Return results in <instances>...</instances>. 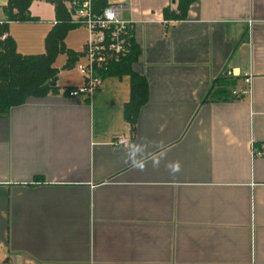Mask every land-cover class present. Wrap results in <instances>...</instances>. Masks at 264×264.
Instances as JSON below:
<instances>
[{
	"label": "crops",
	"instance_id": "obj_1",
	"mask_svg": "<svg viewBox=\"0 0 264 264\" xmlns=\"http://www.w3.org/2000/svg\"><path fill=\"white\" fill-rule=\"evenodd\" d=\"M109 1L134 23L147 102L127 119L128 74L71 97L85 79L60 53L59 91L0 116V264H264V0H198L184 20L164 16L178 0ZM55 7L34 0L38 20L9 23L18 52L46 51ZM88 37L65 43L82 53Z\"/></svg>",
	"mask_w": 264,
	"mask_h": 264
},
{
	"label": "trees",
	"instance_id": "obj_2",
	"mask_svg": "<svg viewBox=\"0 0 264 264\" xmlns=\"http://www.w3.org/2000/svg\"><path fill=\"white\" fill-rule=\"evenodd\" d=\"M33 1L8 0V4L4 7L7 20L10 22L38 20L30 12ZM51 1L56 5L58 21L46 37L44 53L22 54L18 52L16 42L10 35L0 40V116L30 99L45 98L59 91L57 82L60 70L54 66V63L60 53H66L68 56L65 69L73 68L82 56V53L68 48L65 43L68 32L81 25L72 23L70 13L64 3L65 0ZM197 1L178 0L176 9L170 7L164 9V16L166 19L184 20L188 17L191 5ZM110 4L109 0H93V11L102 13ZM8 25L7 23L0 24V36L5 31L8 32ZM130 41L131 49L127 57L118 63H111L104 70H98L97 74L103 77L130 75L131 99L126 105L125 115L129 121L135 123L141 108L147 102L148 91L145 78L134 68L141 50L132 37ZM232 84L229 76H226L219 82V85L223 87L215 89L214 94H224L222 97L228 98V86ZM256 149L257 151L264 150L261 147Z\"/></svg>",
	"mask_w": 264,
	"mask_h": 264
},
{
	"label": "built area",
	"instance_id": "obj_3",
	"mask_svg": "<svg viewBox=\"0 0 264 264\" xmlns=\"http://www.w3.org/2000/svg\"><path fill=\"white\" fill-rule=\"evenodd\" d=\"M65 6L70 13L72 23L85 26L89 30V37L82 51V56L76 68L84 75V84L69 91L71 97L90 96L100 86L104 77L97 74L98 70L106 69L111 63L122 61L131 49V33L134 23L122 16L123 7L110 4L102 13L93 11V0H65ZM8 20H0V24ZM57 23V21H55ZM8 36L5 31L0 40ZM251 77L245 78V85L234 89V95L250 93ZM128 137L119 135L115 139L116 145H127ZM264 149V148H263ZM264 154V150L260 151Z\"/></svg>",
	"mask_w": 264,
	"mask_h": 264
},
{
	"label": "clouds",
	"instance_id": "obj_4",
	"mask_svg": "<svg viewBox=\"0 0 264 264\" xmlns=\"http://www.w3.org/2000/svg\"><path fill=\"white\" fill-rule=\"evenodd\" d=\"M145 152V147L140 145H134L128 151L127 157L131 161V166L133 168H138L143 170L146 162V157L143 155ZM158 163V161H157ZM168 167L173 171H179V162H173L168 165Z\"/></svg>",
	"mask_w": 264,
	"mask_h": 264
},
{
	"label": "rangeland",
	"instance_id": "obj_5",
	"mask_svg": "<svg viewBox=\"0 0 264 264\" xmlns=\"http://www.w3.org/2000/svg\"><path fill=\"white\" fill-rule=\"evenodd\" d=\"M77 65V64H76Z\"/></svg>",
	"mask_w": 264,
	"mask_h": 264
}]
</instances>
